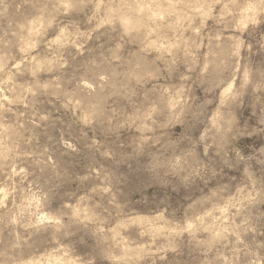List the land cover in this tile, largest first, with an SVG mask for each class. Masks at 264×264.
Returning a JSON list of instances; mask_svg holds the SVG:
<instances>
[{"label": "rangeland", "instance_id": "374dc122", "mask_svg": "<svg viewBox=\"0 0 264 264\" xmlns=\"http://www.w3.org/2000/svg\"><path fill=\"white\" fill-rule=\"evenodd\" d=\"M0 264H264V0H0Z\"/></svg>", "mask_w": 264, "mask_h": 264}]
</instances>
